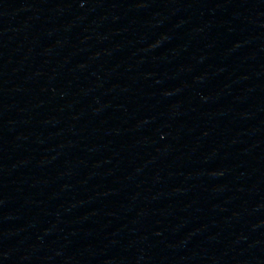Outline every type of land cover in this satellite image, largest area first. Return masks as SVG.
Segmentation results:
<instances>
[{
  "label": "water",
  "instance_id": "obj_1",
  "mask_svg": "<svg viewBox=\"0 0 264 264\" xmlns=\"http://www.w3.org/2000/svg\"><path fill=\"white\" fill-rule=\"evenodd\" d=\"M49 264H264V0H68Z\"/></svg>",
  "mask_w": 264,
  "mask_h": 264
}]
</instances>
